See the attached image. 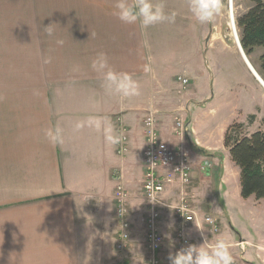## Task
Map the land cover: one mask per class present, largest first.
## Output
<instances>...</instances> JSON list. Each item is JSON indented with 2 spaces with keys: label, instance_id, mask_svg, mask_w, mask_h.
Segmentation results:
<instances>
[{
  "label": "crops",
  "instance_id": "0c3cea01",
  "mask_svg": "<svg viewBox=\"0 0 264 264\" xmlns=\"http://www.w3.org/2000/svg\"><path fill=\"white\" fill-rule=\"evenodd\" d=\"M163 2L166 13H177L174 23L125 24L111 15L114 0H87L69 12L29 11L25 20L33 21L23 26L25 34L9 32L6 42L0 37V260H6L0 264L147 263L140 204L143 122L150 113L162 141L189 153L190 186H168L163 200L170 206L183 202L195 214L198 222L185 230L190 243L201 242L195 226H202L210 243H229L233 264H264V198L241 197L240 170L224 147L233 124L247 128L248 135L264 132V49L244 57L219 27L220 13L202 24L188 0ZM50 24L53 33L47 35ZM101 51L115 71L133 74L140 95L121 99L105 90L91 68ZM46 58L51 62L44 63ZM177 78L188 81L184 90ZM89 116L105 118L116 134L126 127L128 152L117 154L103 126L76 131L75 124ZM176 119L187 126L183 138ZM50 126L64 130L62 144L47 141L44 130ZM208 161L212 168L200 169ZM119 186L132 223L121 253L115 248ZM160 212L159 264H169L181 220L175 209ZM205 217L217 221V234Z\"/></svg>",
  "mask_w": 264,
  "mask_h": 264
},
{
  "label": "clouds",
  "instance_id": "9594fccd",
  "mask_svg": "<svg viewBox=\"0 0 264 264\" xmlns=\"http://www.w3.org/2000/svg\"><path fill=\"white\" fill-rule=\"evenodd\" d=\"M188 8L191 14L199 23H212L216 15L222 8L221 0H188ZM111 15L122 23L135 24L137 22L144 28L157 23H174L177 13L175 11L165 12L163 0L153 3V0H114ZM50 24L44 28L47 35H52L53 28ZM59 45H63V40H58ZM50 58H46L44 63H50ZM91 68L103 79V86L109 93L117 94L121 99L131 98L140 95L139 82L133 78L130 72L115 71L108 61L105 52H98L91 61ZM143 71L148 72L147 65L142 66ZM34 91V95H39ZM150 109V112H154ZM152 124L151 116L147 121ZM85 125L100 129L104 128L105 139L112 145L119 144L122 137L115 133L113 126L105 118L89 116L86 121L77 122L75 130L78 131ZM44 136L53 146L64 142V130L59 126H50L44 130ZM214 219L208 217L206 223L214 224ZM200 233L201 242L199 244L189 243L176 251H169L167 259L169 264H233V258L229 251L230 245L224 238H217L210 243L208 235L202 226H195Z\"/></svg>",
  "mask_w": 264,
  "mask_h": 264
},
{
  "label": "built area",
  "instance_id": "2783aa9c",
  "mask_svg": "<svg viewBox=\"0 0 264 264\" xmlns=\"http://www.w3.org/2000/svg\"><path fill=\"white\" fill-rule=\"evenodd\" d=\"M180 82L182 90L188 86V81L183 78H177ZM151 116L152 124L147 123ZM175 129L177 135L183 138L187 132V127L180 120L175 121ZM143 131L145 138L144 158H143V183L142 193L148 207V215L145 220V247L148 251L146 264H159L158 253L161 250L164 238L160 229V210L164 207L175 209L176 215L180 218L181 224L176 232V248L186 246L190 242L187 239L185 229L188 225L196 222L195 214L189 207L181 202L176 206L167 205L163 200V194L168 186L178 184L180 186H189L192 181V165L189 153L183 145L171 147L166 142L162 141L158 128L157 121L153 113L147 115L143 122ZM128 130L126 127H120V135L122 137L119 144H116L118 155H124L128 152ZM115 213L120 222V233L116 250L122 252L126 243L130 238V222L127 220V194L121 186L115 193ZM204 223L209 226L213 234H217L220 227L214 219V224ZM123 264V262H118Z\"/></svg>",
  "mask_w": 264,
  "mask_h": 264
},
{
  "label": "trees",
  "instance_id": "16d2710c",
  "mask_svg": "<svg viewBox=\"0 0 264 264\" xmlns=\"http://www.w3.org/2000/svg\"><path fill=\"white\" fill-rule=\"evenodd\" d=\"M253 6L236 20L241 48L248 57L256 48L264 49V1L248 0ZM264 70V53L260 57ZM254 119L250 117V123ZM264 123V119L262 120ZM244 127L231 125L224 136V147L240 170V195L243 199L264 198V132L242 134Z\"/></svg>",
  "mask_w": 264,
  "mask_h": 264
},
{
  "label": "rangeland",
  "instance_id": "374dc122",
  "mask_svg": "<svg viewBox=\"0 0 264 264\" xmlns=\"http://www.w3.org/2000/svg\"><path fill=\"white\" fill-rule=\"evenodd\" d=\"M80 1H84V3L88 5L87 0H0V37H2L4 42H6V39L4 37H6L9 32L13 34H20V33L25 34L26 31L23 26L29 25V23L33 21L31 18H27V20H25V17L28 16L29 11H35L36 13L41 12L44 15L53 14L55 11H58V10L69 12L71 10L77 9V6H79L77 2H80ZM252 6L253 4L248 0H233V12H234L233 21H234V26H235V30H236V34L238 38H239V33L236 27V20L239 17H241L243 14H245ZM228 12H229L228 4L226 1L222 3V8H221V11L219 12L220 13L219 14V20H220L219 27H221L223 32L226 33L225 35L228 36L234 42L232 32L229 28ZM2 48L4 49L5 46L3 45ZM164 48H165L164 46L160 45V50L165 54ZM261 51H262L261 48H257L255 49L254 54L259 55ZM246 129L247 128H244L241 133L244 135L246 134L248 135V133L246 132ZM226 150L227 149L225 148V151ZM206 168L211 169L212 162L208 161V163L205 162V163L200 164V169L204 170ZM192 171H193V168H192ZM144 200L145 199L143 198V202H141L140 204V206L145 209L144 215H143V220H144L143 229L140 228V231L143 232L144 230V233H145V219L147 216V205H146V201ZM196 221L198 222L197 219ZM161 234H162V231H161ZM188 242H190V240H188ZM145 251L147 252V250ZM0 262L4 263L6 262V260H0Z\"/></svg>",
  "mask_w": 264,
  "mask_h": 264
},
{
  "label": "bare ground",
  "instance_id": "6f19581e",
  "mask_svg": "<svg viewBox=\"0 0 264 264\" xmlns=\"http://www.w3.org/2000/svg\"><path fill=\"white\" fill-rule=\"evenodd\" d=\"M227 4H228V14H229V28H230V30H231V32H232V36H233V38H234V42L236 43V45H237V47H238V44H237V42H236V38H237V40H238V42H239V39H238V37H237V34H236V30H235V26H234V21H233V18H234V16H233V0H227ZM235 31H234V30ZM240 43V42H239ZM239 48V47H238ZM243 51V50H242ZM243 56H246V55H244V52H243ZM176 120H178V119H176ZM175 120V121H176ZM182 121V120H181ZM185 125V124H184ZM174 126H175V124H174ZM186 126V125H185ZM187 127V126H186ZM185 135H187V132L185 133Z\"/></svg>",
  "mask_w": 264,
  "mask_h": 264
},
{
  "label": "water",
  "instance_id": "95a60500",
  "mask_svg": "<svg viewBox=\"0 0 264 264\" xmlns=\"http://www.w3.org/2000/svg\"><path fill=\"white\" fill-rule=\"evenodd\" d=\"M227 0H221V3H224V2H226ZM234 30V29H233ZM235 31V30H234ZM236 42H237V44H238V47H239V49H240V51L242 52V54H243V51H242V48H241V45H240V43L238 42V40H237V38H236ZM245 57V56H244Z\"/></svg>",
  "mask_w": 264,
  "mask_h": 264
}]
</instances>
